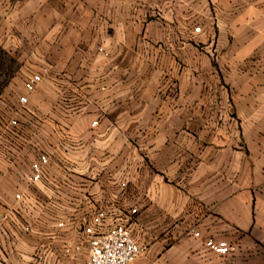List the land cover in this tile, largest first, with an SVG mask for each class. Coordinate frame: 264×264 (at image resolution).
Instances as JSON below:
<instances>
[{"label":"crops","instance_id":"1","mask_svg":"<svg viewBox=\"0 0 264 264\" xmlns=\"http://www.w3.org/2000/svg\"><path fill=\"white\" fill-rule=\"evenodd\" d=\"M0 52V264H85L64 244L108 199L132 264H264V0H0Z\"/></svg>","mask_w":264,"mask_h":264},{"label":"built area","instance_id":"2","mask_svg":"<svg viewBox=\"0 0 264 264\" xmlns=\"http://www.w3.org/2000/svg\"><path fill=\"white\" fill-rule=\"evenodd\" d=\"M200 28H196L199 33ZM49 68H42L39 74H34L25 83V89L28 94L33 93L37 86L42 83L44 77L49 74ZM20 104L28 103V97L24 96L19 99ZM98 122L93 123V127L97 126ZM11 127H17L18 122L13 120L10 122ZM50 158L46 154H39L36 160L31 165V173L28 177V182L31 185H38L44 182L49 175ZM127 187L126 182L120 184V189L124 190ZM15 200L21 202L22 194H16ZM45 210L53 207V205H45ZM116 207L112 199L105 201L104 206L99 208L95 213L89 215L80 221L78 225L77 241L65 242V253L69 256H77L86 254L85 264H132L143 252V248L138 242L133 227L136 223L138 209L129 208L122 212L121 216L111 222V210ZM13 213L12 209L6 208L0 216V225L5 224ZM52 216V220L56 222L58 229L65 230L72 225V220L67 216ZM33 231L32 224L23 223L20 225L19 234L29 235ZM200 237L199 233L195 234ZM206 246L214 253L227 256L235 251V247L224 241H214L209 239L206 241ZM47 250L36 252L33 254L34 264H45V256Z\"/></svg>","mask_w":264,"mask_h":264},{"label":"rangeland","instance_id":"3","mask_svg":"<svg viewBox=\"0 0 264 264\" xmlns=\"http://www.w3.org/2000/svg\"><path fill=\"white\" fill-rule=\"evenodd\" d=\"M200 29H201V28H200ZM201 32H202V29H201V31H200L199 33H197V32H196V29H195V33H196V34H200ZM3 57H4L3 53L1 54V52H0V60H2ZM65 208H66V209H65ZM68 208H69L68 205L63 206V205L59 204V205H53V207H50V208H48V209H46V210H44V209H45V207H44L43 210H44L45 213L48 212L51 216H53L54 218H57L56 216H63V215H66V212H67ZM62 212H63V213H62ZM64 212H65V213H64Z\"/></svg>","mask_w":264,"mask_h":264}]
</instances>
